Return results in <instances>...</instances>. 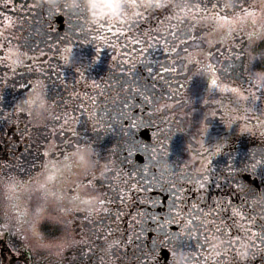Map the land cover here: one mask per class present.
<instances>
[{
  "label": "rangeland",
  "instance_id": "rangeland-1",
  "mask_svg": "<svg viewBox=\"0 0 264 264\" xmlns=\"http://www.w3.org/2000/svg\"><path fill=\"white\" fill-rule=\"evenodd\" d=\"M199 1L171 0L161 8V0H152V39L140 52L135 41L108 43L95 28L83 34L102 39L73 44L83 51L73 70L83 71L91 90L83 92L84 100L98 108L89 109L92 119L67 127L54 124L57 135L46 166L31 169L24 177L27 184L14 190L22 213L20 239L36 262L162 264L160 252L169 249L173 264L194 263L193 222L183 225V232L171 229L182 225L180 213L194 181L181 145L187 141L190 154L202 160L212 158L215 143L243 128L264 133V0H216L228 22L218 20L210 0ZM245 5L252 15H244ZM79 31L84 30L72 29V34ZM71 89L80 100L78 89ZM28 91L32 94L33 87ZM44 109L36 113L43 116ZM36 124L44 126V121ZM63 128L87 135L73 139L76 134L62 133ZM143 129L153 130L151 143L138 137ZM209 131L213 144L203 148L201 139ZM85 142L94 145L95 154L77 147ZM96 154L100 173L106 174L94 193L88 183L95 180L89 172ZM260 154L264 157V150ZM2 187L0 201L6 184ZM153 191L169 195L164 213L157 212L162 203ZM79 204L84 210L76 213Z\"/></svg>",
  "mask_w": 264,
  "mask_h": 264
},
{
  "label": "flooded vegetation",
  "instance_id": "flooded-vegetation-1",
  "mask_svg": "<svg viewBox=\"0 0 264 264\" xmlns=\"http://www.w3.org/2000/svg\"><path fill=\"white\" fill-rule=\"evenodd\" d=\"M170 1L161 0L160 7ZM208 4L216 5V0ZM150 5L152 0H0V189L6 184L0 201V264H46L43 259L36 262L20 239L22 213L13 197L14 190L27 184L24 177L31 169L46 166L48 150L57 135L54 124L67 127L73 121L92 119L94 115L89 109L98 108V103L93 102L90 107L84 100L89 80L81 76L83 71L73 70L74 60L83 56L82 49L76 50L73 44H89L90 39L106 35L111 40L108 43L135 41L139 44L138 52L144 50L152 39ZM107 27L114 30L108 32ZM131 27L136 29L132 34L127 30ZM94 28L101 36L83 34ZM72 29L84 31L73 35ZM73 85L79 93L75 97L80 100L73 98ZM31 87L32 94L24 93ZM43 106L41 116L36 111ZM40 121H44V126L36 124ZM63 129L62 133L76 134L73 139L87 135ZM245 129L215 143L212 158L198 160L190 154L188 149L192 147L187 141L181 145V152L188 154L189 160L184 162H189L194 181L184 201L187 207L180 213L182 225H177V232L185 231L182 226L193 222V264H264V157L260 154L264 150V133ZM211 138L210 131L205 133L201 146L212 145ZM153 140L151 130L149 143ZM77 147L88 148L93 151L91 155L97 151L93 144ZM95 156L92 157L96 166L89 172L95 180L88 183V189L94 193L102 189L106 174L100 173ZM154 192L164 194L153 191L152 197ZM157 197L162 203L157 212L164 213L170 197L165 202L162 195ZM76 206H80L76 213L84 210L82 204ZM69 228L76 231L72 223ZM253 233L254 240L250 238ZM65 241L71 240L67 237ZM68 262L61 260L60 264ZM162 264H173L172 255L162 259Z\"/></svg>",
  "mask_w": 264,
  "mask_h": 264
},
{
  "label": "snow or ice",
  "instance_id": "snow-or-ice-1",
  "mask_svg": "<svg viewBox=\"0 0 264 264\" xmlns=\"http://www.w3.org/2000/svg\"><path fill=\"white\" fill-rule=\"evenodd\" d=\"M212 8L218 9V11L216 12V16H217L218 20L223 19L225 22H228L229 21V17L227 15H221L220 14L221 13V10H220V8H219L218 5L213 4L212 5ZM243 12H244V15H252L254 13V10L253 9H250L247 5H245L244 8H243ZM108 31H110V32L113 31L112 27H109L108 28ZM117 34H119V30H117ZM149 71H151V69H149ZM211 83H212V85H216L217 84V80L216 79H212ZM231 91L232 92H238V90L235 89V88L231 89ZM217 151H219V149H217ZM53 178H54V176H50V179H53ZM204 180H207V177H204ZM199 186L201 188H203L204 187V184L201 183ZM5 227H7V225H5ZM255 236H256V234L253 233L250 238L254 240L255 239Z\"/></svg>",
  "mask_w": 264,
  "mask_h": 264
},
{
  "label": "water",
  "instance_id": "water-1",
  "mask_svg": "<svg viewBox=\"0 0 264 264\" xmlns=\"http://www.w3.org/2000/svg\"><path fill=\"white\" fill-rule=\"evenodd\" d=\"M138 137H140L141 139L145 140V141H150L151 139V133H150V129H143L140 131ZM136 160L139 163H143L144 162V157L141 154H137L136 155ZM166 198H168L167 196L164 198V202L166 200ZM173 229H175V227H172ZM151 236V235H150ZM161 255L164 259H167L169 256V252L167 250H162L161 251Z\"/></svg>",
  "mask_w": 264,
  "mask_h": 264
},
{
  "label": "trees",
  "instance_id": "trees-1",
  "mask_svg": "<svg viewBox=\"0 0 264 264\" xmlns=\"http://www.w3.org/2000/svg\"><path fill=\"white\" fill-rule=\"evenodd\" d=\"M90 91H91V90L88 89V90L86 91V94L89 95V94H90ZM85 143L87 144V142H85ZM129 181H130V179H128V182H129ZM128 182H126V185H127ZM129 199H130V198H129ZM129 212H130V209L127 211V213H129ZM122 229H124V225H122ZM126 230H127V229H126ZM128 232H129V229H128ZM122 235H123V234H122ZM128 247H129V245H127V248H128Z\"/></svg>",
  "mask_w": 264,
  "mask_h": 264
}]
</instances>
